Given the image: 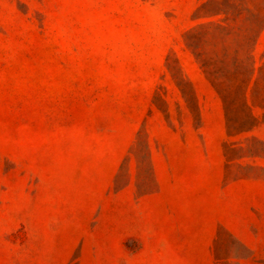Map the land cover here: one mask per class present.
<instances>
[{"label":"rangeland","instance_id":"rangeland-1","mask_svg":"<svg viewBox=\"0 0 264 264\" xmlns=\"http://www.w3.org/2000/svg\"><path fill=\"white\" fill-rule=\"evenodd\" d=\"M0 264H264V0H0Z\"/></svg>","mask_w":264,"mask_h":264}]
</instances>
